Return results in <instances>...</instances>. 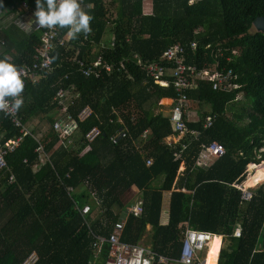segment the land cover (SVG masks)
<instances>
[{"label":"trees","instance_id":"1","mask_svg":"<svg viewBox=\"0 0 264 264\" xmlns=\"http://www.w3.org/2000/svg\"><path fill=\"white\" fill-rule=\"evenodd\" d=\"M143 1L78 0L91 17L90 31L67 41V29L60 28L51 71L23 87L18 114L31 136L5 156L0 169V264H22L30 255L37 260L34 264H103L104 255L95 258L94 236L107 238L125 206L135 200H142L143 212L124 221L119 239L125 244L141 245L149 226L150 250L176 261L186 224L222 239L218 251H208L205 264H264V250L257 248L264 224V181L249 189V201H242L232 187L245 175L250 179L264 172V34L252 26L255 18L264 17V0H150V15L142 14ZM21 2L35 11V0H2V5L24 14ZM16 34L12 28L0 31L5 40L0 59L20 68L31 63L39 35L32 32L18 42ZM173 45L184 48L188 65L232 74L229 89L193 82L186 92V111L195 114L183 118L196 135L176 141L170 140L178 136L169 119L170 107L159 105L162 99L174 98L172 89L155 85L143 70ZM97 55L113 65L111 74L85 77L72 62L88 63ZM58 89L76 123L71 150L57 146L51 128ZM86 107L90 114L79 121L77 114ZM207 116L210 126L204 125ZM92 128L100 134L86 144L84 135ZM119 129L126 137L113 145L109 138ZM0 135L3 141L19 135L1 112ZM211 143L219 144L224 154L209 160L205 170L191 168L200 146ZM38 145L47 160L35 153ZM147 159L152 160L149 166ZM180 164L184 173L176 179ZM61 180L73 190L70 196ZM134 187L137 197L130 198L127 192H136ZM175 188L185 192L171 191ZM166 193L167 221L162 224ZM83 205L89 212L81 216L77 209ZM236 222L242 227L239 239L231 238Z\"/></svg>","mask_w":264,"mask_h":264},{"label":"built area","instance_id":"2","mask_svg":"<svg viewBox=\"0 0 264 264\" xmlns=\"http://www.w3.org/2000/svg\"><path fill=\"white\" fill-rule=\"evenodd\" d=\"M21 7L27 13L30 21L34 19L33 9H29L26 3H22ZM29 21V23H30ZM31 29L39 35V45L35 50L31 63L26 66L20 67V78L23 81V87L28 83H37L42 74H47L51 71V55L54 49L55 41L60 34V28L53 27L51 29L41 28L39 26H33ZM68 41L69 39L66 38ZM62 45V42L59 43ZM112 46V44H111ZM189 48L194 51L196 46L194 43H190ZM236 51L232 52V57L236 58ZM136 64L141 67L140 60L137 56H133ZM77 65V71L85 77L98 78L101 72L111 74L113 72V65L102 60L101 56L97 55L94 58H90V61L84 62V60H72ZM123 69L122 62L119 66ZM214 67H206L203 69H197L194 65L186 64V52L180 45H173L166 49L157 63L148 64L143 67V70L153 80L155 85L163 88L171 87L174 94L173 99L170 101L169 119L172 124L173 130L178 133V136L172 137L170 140L176 141L183 135H189L195 137L196 133L192 130H188L185 126L184 116L186 115L187 108V96L186 92L192 88L194 81H208L212 83V89L218 90L221 88H231L230 71L222 74L215 70ZM67 78V75L65 76ZM21 95V94H20ZM63 97L62 89H58L55 92L54 101H56L57 114H55L52 120V131L58 136V147L67 148L70 150L74 148V143L70 139L73 131L76 129V123L66 112V105L61 100ZM161 101V100H160ZM2 116L7 120L13 128L18 129L19 135L15 138L2 140L0 135V169L5 167V156L12 153L26 136H31L30 130L22 124L21 117L18 114V109L11 107V102L7 108L0 110ZM90 114V110L86 107L82 109L77 118L79 121H84ZM121 122V120H118ZM205 126L211 125V118L205 117ZM100 134L97 128H92L84 135V142L90 144ZM143 133L142 136H144ZM126 137V131L119 129L115 132L114 136L109 138L111 144L115 145L120 139ZM185 146L182 147L184 149ZM181 149V150H182ZM35 153L41 159L47 160V156L44 154L40 145L35 149ZM224 154L223 148L217 143H211L208 145H201L198 156L196 157L191 168L207 169L209 166L208 161L212 159L220 158ZM146 166L152 164L151 159L145 161ZM184 173L183 164L179 165L177 171V177H181ZM68 175H65L64 179H67ZM9 183H13L10 179ZM61 185L67 195H70L73 190L64 184L61 180ZM240 194L242 201H249L251 199V192L249 187H246L244 183L232 185ZM134 189H136L134 187ZM185 192V189H172L171 191ZM130 191V190H129ZM128 191V193H129ZM136 194L132 198H136ZM192 194V193H191ZM164 195V194H163ZM81 216L88 214L89 206L83 205L80 209H77ZM142 200H135L134 204L125 206L124 211L121 213V218L118 222L113 224L111 233L107 238L94 236L93 247L97 249L96 259L101 260L104 255L103 264H205L207 253L209 251L212 239L214 238L208 233L191 230L184 224L180 233V248L178 259L168 260L163 256H157L150 249L137 244L129 245L120 241V235L123 231V223L128 216L134 218L140 217L142 214ZM242 235V227L239 222L234 223L232 227L231 238L239 239ZM200 254H203L201 257ZM34 255H30L22 264H34L36 262Z\"/></svg>","mask_w":264,"mask_h":264},{"label":"clouds","instance_id":"3","mask_svg":"<svg viewBox=\"0 0 264 264\" xmlns=\"http://www.w3.org/2000/svg\"><path fill=\"white\" fill-rule=\"evenodd\" d=\"M33 17L34 19L27 25L29 28L33 26L47 29L66 28V35L73 39L78 34H87L90 31L91 17L83 11L78 0H35ZM20 72L21 69L10 63L7 58L0 59V110L7 108L9 102L13 109L21 106L23 81Z\"/></svg>","mask_w":264,"mask_h":264},{"label":"crops","instance_id":"4","mask_svg":"<svg viewBox=\"0 0 264 264\" xmlns=\"http://www.w3.org/2000/svg\"><path fill=\"white\" fill-rule=\"evenodd\" d=\"M22 3H25V2H21V4ZM21 4H20V8H19L20 10L19 11H24V9L21 7ZM12 9L13 8L10 5L9 6H6V7L3 6L2 5V0H0V31H5L6 29L9 30L10 28H12V30H14V33H17L16 36H18L20 38L19 39V38L15 37V40L18 41V42H20V41H23V39L25 38V36L28 37V35H30L34 31L27 26L28 23H29V21H30V18L27 15V13L25 11H24V14H22L20 12H14ZM151 10H152L151 1L150 0L143 1V3H142V14L143 15H150L151 14ZM106 31L107 32H106V35L104 37L105 38L104 40L106 42H108V41L111 40V36L108 34L109 33L108 32L109 29H107ZM66 38L69 39V40L71 39L67 35H66ZM4 43H5V40L3 38L0 39V47H2L3 45H5ZM6 45H11V44L8 43ZM102 45L103 44H100L101 47H102ZM110 46H111V43H110ZM12 53H13V55H16L17 56L16 53H14V52H12ZM134 56H137V55H134ZM163 100L169 101L168 99H163ZM186 113H187L189 119L193 118L194 117V114H195V112L193 110H190V111L187 110ZM250 165H256V164H250ZM258 172H260V171H258ZM263 180H264V177H263ZM246 181H248V180H244L243 182H246ZM249 189H250V187H249ZM160 221H161V219H160ZM162 222H163V219H162ZM147 227H149V226H147ZM263 227H264V224H263ZM263 227H262V229H263ZM149 231H147V232H149ZM261 232H262V234H264L263 233L264 232L263 230H261ZM262 236H264V235H262ZM145 237H147V233H146ZM142 239H144V237H142Z\"/></svg>","mask_w":264,"mask_h":264},{"label":"rangeland","instance_id":"5","mask_svg":"<svg viewBox=\"0 0 264 264\" xmlns=\"http://www.w3.org/2000/svg\"><path fill=\"white\" fill-rule=\"evenodd\" d=\"M235 57H238V53L236 52L235 53V55H234ZM238 99H240V96L238 97ZM163 100V99H162ZM160 101L159 102V105H161V107H169L170 106V101H166V100H163V101ZM50 119L51 120H53L54 119V116H52V117H50ZM263 177H264V172H262V171H260V172H257L256 173V175H255V177H254V179L251 181L252 182V184L253 185H256L257 183H259V182H263L264 180H263ZM245 180H248V176L246 175V178H245ZM244 183V185L247 183V182H243ZM246 186V185H245ZM247 187H249V186H247ZM253 186H250V188H252ZM136 194V192H130L129 191V193H128V195L130 196V198H132V196L133 195H135ZM168 194L166 193L165 194V196L163 197L164 198V200H163V203H162V213H161V223L163 224V223H165L166 224V221H167V205H168ZM162 219H163V222H162ZM145 230L146 231H149L150 230V228L149 227H145ZM263 231H264V227H263V229H262ZM150 233V231L149 232H147V235ZM264 233V232H263ZM262 235H264V234H262ZM144 237V239H143V241H141V245L142 246H144V247H146V249H149L150 248V246L146 243V241L148 240V237H145V235L143 236ZM257 248L258 249H262V250H264V236H261V237H259L258 238V241H257ZM209 252H210V250H209Z\"/></svg>","mask_w":264,"mask_h":264},{"label":"bare ground","instance_id":"6","mask_svg":"<svg viewBox=\"0 0 264 264\" xmlns=\"http://www.w3.org/2000/svg\"><path fill=\"white\" fill-rule=\"evenodd\" d=\"M259 171H261V170H259ZM255 175L252 178L250 177V179L248 178V181H246L247 183L245 184L246 186H249V187L250 186H254L251 181L254 179ZM220 245H221V237L220 236H215L212 239V242H211L209 250L213 251V252L214 251H218L220 249Z\"/></svg>","mask_w":264,"mask_h":264},{"label":"water","instance_id":"7","mask_svg":"<svg viewBox=\"0 0 264 264\" xmlns=\"http://www.w3.org/2000/svg\"><path fill=\"white\" fill-rule=\"evenodd\" d=\"M252 26L256 32L264 34V17L255 18L252 22Z\"/></svg>","mask_w":264,"mask_h":264}]
</instances>
